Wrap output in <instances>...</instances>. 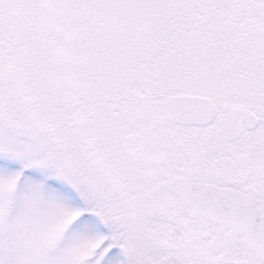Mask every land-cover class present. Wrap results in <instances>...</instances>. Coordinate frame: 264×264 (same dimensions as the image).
I'll list each match as a JSON object with an SVG mask.
<instances>
[{
    "label": "snow or ice",
    "instance_id": "6c2138e0",
    "mask_svg": "<svg viewBox=\"0 0 264 264\" xmlns=\"http://www.w3.org/2000/svg\"><path fill=\"white\" fill-rule=\"evenodd\" d=\"M0 264H264V0H0Z\"/></svg>",
    "mask_w": 264,
    "mask_h": 264
}]
</instances>
